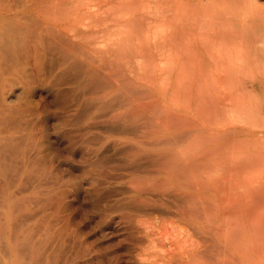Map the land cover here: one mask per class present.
<instances>
[{
	"label": "bare ground",
	"instance_id": "obj_1",
	"mask_svg": "<svg viewBox=\"0 0 264 264\" xmlns=\"http://www.w3.org/2000/svg\"><path fill=\"white\" fill-rule=\"evenodd\" d=\"M66 1L0 0V264H190L196 257L212 254L209 251L212 246V250H217L216 253L219 255L220 247L217 241L210 242L212 238L216 240V237L211 236L209 239L211 246L209 249L206 247L207 252L209 251L207 253L205 248L202 250L201 244L198 242L197 245L194 244L198 241L197 239L194 241L195 234L189 236L190 238L186 236L187 223L183 222L185 227L182 225L184 230H181L184 232H179L183 234L182 237L178 238V235L175 237L178 241L172 236H176L177 232L174 234L176 229L180 230L183 224L181 220H190L200 231L206 229L204 223L206 219L203 218L208 211L203 207V201L206 200L203 198L213 191L229 192L233 184L246 172L244 160L234 164L232 158L226 159V152L230 151L231 137L234 135L231 132L219 135L203 130L196 117L182 118L176 114L163 117V113L158 116L152 109L151 112L158 116L157 118L154 116V119L153 116H149L150 111L145 116L146 110H141L139 105L142 104L137 103L135 104L140 108L138 110H135L138 107L130 106V109L128 107L120 111L122 107H118L119 102L118 106L115 105L118 108L114 106L105 110L107 107L105 109L103 107V111L102 106H97L99 103L95 104L99 97H94L97 95L96 88H99L98 81H95V89L92 87L93 79H99L101 82L105 78L100 80V77L98 79L93 77L97 74L99 76L100 73L96 72L98 69L96 66L99 64L94 65L96 68L91 66L94 62L97 64V61L90 59V47L95 46H90V40L92 37L97 39L94 36L97 34L95 32L89 35V15L86 16L84 6L76 4L77 1L76 3ZM240 1L236 0L235 3L238 4ZM100 13L102 11L98 12ZM118 15L115 14L114 19ZM82 17H87V25L78 21ZM114 21L112 20L115 25ZM107 22L108 25L112 24L110 20L103 22L104 27ZM138 23L142 25L143 21ZM119 27L114 28H118L119 31ZM110 29L104 33L115 32V29L113 31ZM128 31L129 35L134 31L131 35L137 39L138 35L134 34L136 30ZM100 32L102 34L103 31ZM118 35L116 38L119 40L118 43H121ZM238 35L239 39L244 37L249 48L248 40L255 36V32L248 36L241 33ZM113 37L115 39V36ZM138 39L140 40L139 37ZM232 41L223 39L220 44L223 47L226 45L225 42ZM128 42L130 41L126 44ZM120 43L114 44L117 46L115 48L119 49ZM138 43L140 50L141 44ZM148 45H144L149 47L148 50L145 48L147 53L152 49ZM225 48L230 49L227 46ZM107 50L106 54L111 55L103 56L111 58L115 54L114 50L113 54L109 52V48ZM139 53L141 51H138V55ZM115 55L113 58L117 57ZM228 56L233 60L231 54ZM106 58H103V62ZM120 58L127 61L125 67L129 58L123 59L120 56L116 58L117 61ZM137 60L136 58V64ZM140 60H143L141 57L139 62L146 63ZM148 60L151 61L150 58ZM242 60L243 57L240 62ZM108 61L112 68L113 64ZM117 61L115 65L119 67ZM122 61L120 66L124 63ZM255 61L258 60H251L246 55L243 62L251 64ZM103 62L101 66H104ZM107 62L105 68L108 67ZM128 66L133 71L130 62ZM118 67L114 69L117 70ZM124 67L122 66L123 69ZM108 68L107 75L104 74L106 81L111 71H108ZM102 69L99 70L104 73L105 69ZM128 72L125 75L118 72L119 77H126ZM118 73L116 72V77ZM111 74L113 75V73L109 75ZM130 75H133L132 72ZM124 77L118 78L119 83L117 78L110 77L117 81L111 84L118 86L121 81L124 83ZM135 77L140 79L137 75L134 79ZM128 81L127 86L133 88L128 85ZM100 82L98 86L103 88L104 85L101 87ZM108 82L103 81L104 84ZM132 82L134 83L130 81L129 84ZM111 84L108 86L112 88ZM121 86H118V89H124L123 91L120 89V92L127 94L124 91L127 89L126 86ZM134 87L136 90L137 84ZM148 87L142 89L147 91ZM101 90L99 89L100 92ZM150 91L149 88V93ZM130 92L128 98L132 95ZM151 92L154 94V91ZM37 93H44L47 100L36 99ZM117 93L111 95V100ZM122 94L120 97L123 99ZM117 97L119 98L118 95L114 97L111 104L120 101H115ZM138 97L140 96L137 95L136 99ZM132 101L134 103V100ZM106 102L102 105L109 106ZM128 104H125L126 107ZM145 104L141 107L145 108ZM147 108L146 105L145 109ZM139 116L143 118L140 123L142 128H139ZM213 172H222V175L213 178L210 176ZM208 196L209 201L212 196ZM210 200L215 202L213 199ZM218 205L216 211L212 207L215 214L219 213ZM172 217L176 219L173 220ZM164 218L171 219V222L166 219L169 225H172L170 230L167 228L169 226L163 230L162 227L167 225L163 226L161 223ZM215 227H218L217 230L211 227L207 235L213 234L214 230L224 233L219 225ZM193 229L192 231L197 233V230ZM217 233L215 232L219 236ZM187 238L188 240L193 238V243L187 245L192 247L190 250L186 246ZM181 242L183 245L186 243L184 247L179 245ZM146 244L152 246L150 249L153 251L150 252H155L153 256L147 253L151 257L149 262L146 260L148 255L144 252ZM166 244L169 247L172 244L171 251L174 255H176L174 245L178 244L176 249L179 247L177 249L179 257L177 255V258L172 257L170 249L165 248ZM254 248L248 250L252 252ZM256 251L259 252L257 248ZM252 254L250 257L253 259ZM212 255L210 257L215 259V252ZM207 257L204 256V259ZM251 258V262L245 264H251L254 260ZM246 259L245 257L243 261L248 260Z\"/></svg>",
	"mask_w": 264,
	"mask_h": 264
},
{
	"label": "rangeland",
	"instance_id": "obj_2",
	"mask_svg": "<svg viewBox=\"0 0 264 264\" xmlns=\"http://www.w3.org/2000/svg\"><path fill=\"white\" fill-rule=\"evenodd\" d=\"M18 1H22V0H18ZM68 1L69 2L72 1L73 3H76L77 1L76 4L84 6L85 10L87 11V15L85 14L86 11L84 15L86 16L89 15L88 16L89 21L87 20V17H82L78 21L85 25H87V21H88L89 23L88 29H90L88 30L89 35L90 33L94 34L95 32L97 34L94 35L96 36L97 39L91 36L92 39L93 38L94 39L93 40L91 39L92 41L90 40V46L92 45L97 46V44L100 43L99 46L97 47L95 46L93 48L90 47V51L92 52V54L90 52V59L91 60L95 59L97 61V64L96 62L94 63L92 62L93 65L91 64V66L98 64L100 66V67L96 66L98 68L96 72L97 71L100 72V73L97 72L99 73V76L97 73H95L97 75L93 77H95L96 79L100 77V80L103 77H105L103 80L104 83L110 80V82L108 83L111 84L112 82L114 84V82H117V81H113L115 80V78H117L119 83V79L124 77V76L119 77L120 73L118 72H122L125 75L130 70L128 72L129 74H127L128 77L127 76H126L127 78L124 77L125 80L124 83L129 80L128 85H131V87L133 88H135L134 85L136 84L138 86L136 87L137 89L135 90L133 88L128 87L127 82L125 85L123 81H121L123 86H121L122 84L120 83L118 84L119 87L126 86L127 89L129 88L128 89L129 92L131 90L134 91V92L132 91L130 92L132 95H130V97L128 98L129 92L125 88L126 90L124 91L127 92V94L125 93L127 96L125 98V94H122L123 92H120V89L123 91L124 88L118 89L119 88L118 86L111 84L113 88L112 89L110 86H108L109 85L108 83L107 85L104 84L102 80L101 83L99 79L94 80L92 78L93 88L96 85L95 81L100 82L101 87L104 85L103 88H100V86H98L99 83L97 82L98 84L97 87L99 88L98 89L96 88L97 91L95 90V92L97 93V95L94 96L95 98H97L98 96H99L98 98H100L99 102H98V98H97V102L95 100V104L99 103L97 106L99 107L102 106L101 107L102 109L103 107L104 109L105 107H107L105 109L107 110L108 107L113 108L115 105L118 106L120 102V105L118 107L119 108L120 106L122 108L125 107L123 109L121 108L120 111H124L128 107L130 109V106H132L133 108L138 107L135 110H138L140 108L141 110L142 109L146 110L144 112V115L146 114L145 116H147V112L150 111V114L148 112L149 116L150 115L153 117L155 116L156 118L159 116V114L162 113H163L162 115H164L163 117L170 116L171 114L173 115L176 114L182 118L196 117L198 119L200 127L203 130H209L219 135H223L231 132L234 135L232 136L231 134L232 137L230 136L232 139L230 145L231 148L230 151L228 150L226 152L227 153L226 159L230 160V158H232L231 161H234L235 162V163L233 162L234 164H236L238 161L241 162L242 160H244L247 168L245 170L246 172L242 174V177L238 182L233 184L229 192H225V193L219 192L220 194L216 191H213L216 192V194L210 192L208 194L210 195V197L212 196L210 199L214 200L217 198L216 200H214L215 202L212 201L213 202L212 203L210 199L208 201L209 198L208 195H206L203 198V200L204 199L207 200V201L206 200L203 201V207H206L208 209L207 210L204 208L206 211H208V213L206 212L205 214L207 215L206 217L208 218V220L207 218H205V215L203 218V220L206 219V221H204L206 229L200 231L198 227L194 226L190 222V220L188 219L184 221L181 220L182 221L181 223L184 222L187 224L186 225L184 223L181 224L180 230L176 229L174 232V234L177 232L176 236L175 235L172 236L173 239L178 241V239L175 237H177V235L179 236L178 238L182 237L183 234L180 233L184 232L182 230H184L185 226H186L185 230L188 229L187 231H185L186 234L192 233L193 232L192 230H194L193 228H195V230H197V233L196 231H194L193 234H189V235L187 234L186 236L192 237L191 235L195 234L193 236V238H195L194 241H196V239L198 241L194 242V244L198 242L199 244H201L202 250L205 248L206 252L210 248L209 246H211L210 242L217 241V244L219 245L218 247H220V249L218 250L219 255H217L216 253L217 250L215 249H214L215 251L212 250L213 246L209 250L210 253L212 254H214L215 252L216 255V257L214 256L215 259H213V257H210L212 254L209 255L207 254L208 257H210L212 260L209 258L210 260L209 261L207 259L208 258L207 255H203L202 257H196L197 261L196 258L192 259L190 264H211V263L212 264H219V263L245 264L246 262H251L250 254H252L253 251H255L257 254L253 253L251 255L254 259L253 260L251 258V260H253L251 264H264V255L262 254L264 253L263 250L264 249L263 247L264 246V0H256L257 2L253 0H241L240 3L238 4L235 3L236 0H67L66 2ZM120 6L122 9L120 8ZM110 9H113L114 11L113 10L111 11ZM101 11L102 13L98 14V12ZM103 14L105 15L102 16ZM115 14L116 15L120 14L121 16L119 15L118 16L121 18L117 16L116 19H114ZM131 19L133 22H134L133 19H136V21L134 23L133 22L131 23ZM109 20L110 22H112V20H115L114 21L116 22L115 25L113 24V22L112 24L110 23L108 25L107 22L106 24L107 28L104 27L105 26L104 23ZM138 21L140 22L143 21L144 25L143 24L140 25ZM131 24H134V26H132ZM114 27H119V31L118 28L116 29ZM108 28L109 30H111L110 28H112V31L115 29V32L113 31L112 34L109 31L111 35L108 34V32L104 33V31L108 30ZM131 28L133 30H136L134 34L138 35L137 39L136 36L131 35V33L134 32ZM101 30L103 31L102 34L104 35L101 34L100 32ZM128 30H130V32L131 31L133 32H131L129 35L127 34L129 33ZM227 30L229 31L226 32ZM252 32H255V36L253 35L251 38H249L248 43L250 44V47L248 48V46H246L244 37L239 39L238 34L239 33L247 34L248 36ZM99 33L101 34V36ZM106 34L109 35L108 38L106 37L107 36ZM117 34H119L118 37L120 41L121 40L124 41V42L121 41V43L119 42L120 43L119 49L121 48L120 50L118 48H115L117 47L115 45H119L118 43L119 40L118 38H116ZM113 36H115V39ZM111 37H113L112 38L113 40L110 39ZM126 37H128L129 39L127 38L128 39L127 40ZM138 37L140 38V40L138 39ZM223 39H225L226 41L233 40L231 43L225 42L226 45L224 44L225 46L230 47V49L228 48V50H225L226 49L225 46L224 45L223 47L221 46L220 42ZM115 40L117 41L115 42ZM110 41L113 42L112 43L113 45L115 44L114 45L115 49L112 48L113 45L110 43ZM127 41L130 42L126 44ZM103 42L104 44H102ZM138 42H140L141 44L140 50H139ZM130 43L131 44L134 43L135 46L131 45ZM142 43L146 46L148 45V43H150L148 46H151L152 48V49L150 48L151 51H148L147 53L149 47H144ZM101 44L105 46L103 47ZM108 48L110 49L109 50L110 53L113 54V50H114V53L116 55L113 54L111 58L110 57L106 58L105 56H103V55H109V56L111 55V54H106V51L108 53L107 50ZM145 48L147 50H145ZM92 49L95 52L92 51ZM138 51H141V53L145 51L144 53L146 54L144 58H142V55H144V53L140 56L141 53H139L138 55ZM223 51L225 53L227 51V54L225 53L222 54ZM96 52L98 56L95 57L94 55H97ZM230 54L231 56H233L231 57L233 60L229 59L230 57L228 55ZM114 55L115 57L117 56L116 57L117 59L120 56L123 57V59L129 58L130 66L132 67L133 71H131V68L128 66L129 62L126 63L127 67L129 68V70L127 71L126 65H125L126 68L124 67L125 62L127 61L126 60L122 61V59L120 58L119 61L121 60L122 63L124 62L122 64V66L124 67L123 69L122 66H120L121 61L119 62L117 61L116 58H113ZM146 55H149L148 57L150 58L151 61L152 60L153 61L152 62L149 61L148 60L149 58ZM246 55L249 59L258 60V61H255L251 64H244L243 61H245ZM97 57L99 59L101 58L102 60L99 59L97 60ZM102 57L106 58L107 61L110 60V63L112 64L116 59L117 64H119V67H121L122 71L118 66L115 65L116 61L115 64H113V67L111 68V64H109V61L107 62L106 59L104 60L105 62H107L109 68L108 67L105 68L104 66H106L105 65L106 63L103 62ZM139 57L143 59L140 61H145L146 63L143 64L144 62H139ZM242 57L244 60L240 62V59H242ZM136 58L138 59L137 64L135 61ZM133 60H134V66H132ZM102 62L104 63V66L103 65L101 66ZM148 63H150L151 66H149L150 64ZM94 67L93 70H95L96 68ZM116 67H118L117 70L114 69ZM100 68H103L102 70L105 69L104 73L103 71L99 70ZM107 68L108 71L109 70L111 71H109L107 76L108 79L106 81L105 75H107V71H106ZM113 70H115L119 74L118 77H116L117 74L116 72H113ZM131 72L134 76L137 75L140 79L138 78L136 79V77L134 79V76L130 75ZM110 73H113V75L112 74L109 75ZM101 74L103 75L105 74V75L101 76ZM113 76L115 78L110 79V77ZM132 76L133 78H131ZM141 77L143 78L142 80ZM130 81H134V83L132 82L131 84H129ZM140 86H142L141 89L139 88ZM108 87H110L111 89ZM144 87H146V89L148 87L147 90L148 92L145 91L146 89L145 90L142 89ZM149 88L151 91H154V94H152L151 91H150L151 94L149 93ZM99 89L100 90L103 89V90H101L100 92ZM117 89L119 90L120 93L116 92L118 91ZM113 93H117L114 94V97H116L117 95L119 96V98L117 97L115 101L120 100L118 102H115L114 105L111 104L114 102V97L113 100H111L112 99L111 95ZM121 94L124 95L123 99L121 98L122 97ZM101 95L102 97H104L105 95V97L102 98L100 97ZM108 95L109 97H107ZM137 95L140 96L138 97V99H136ZM36 97H38L36 99L47 100V97L44 93H39V94L37 93ZM106 98H107V102H106ZM130 98L132 99L130 100ZM132 100H134V103H132L133 102ZM155 100H157V102ZM104 101L106 102V104L109 103L108 104L109 106L107 105L103 106L102 104L103 103L105 104ZM135 103H137L138 105L139 104L142 105H139L140 106L139 108V106H137ZM153 103H155L156 105ZM121 104L122 105L128 104V106L127 107L126 105L122 106ZM144 104H145V108L147 105L148 107L147 109L141 107ZM116 106L114 108H118ZM159 108L161 109V112H159L160 110ZM152 109L154 112L158 114V116L156 113L154 114L153 111H152L153 113L151 112ZM154 109L157 111H155ZM151 113L154 115H152ZM139 117L141 119V116ZM140 119H138L140 121L139 128H142L140 123L143 118L141 120ZM227 173L225 175L228 178L229 176ZM213 174L215 175L213 176ZM221 175L222 172H218V173L213 172L212 174L210 173V176H212L213 178L221 177ZM216 195L219 197H216ZM216 202H218L219 205L218 203L216 204ZM204 204H208V206L210 204L211 207L209 206L210 207L209 208L207 205L204 206ZM212 204L219 206L218 207L219 210H217L219 211V213L218 212H216V214L214 213L216 211V206L214 207ZM212 207L215 208V211H213L214 209ZM209 210L212 211L210 212ZM212 212L213 215H211ZM212 217H214L215 220H213L214 218ZM166 219L169 220L168 218ZM166 219L165 218L162 219L163 221L165 220V223H163V221L160 220L162 221L161 223L163 224V226L164 224H167L164 227L161 226L162 228H164L163 229L164 231L166 230L165 229L166 226H169L167 227L168 230L172 228V225L171 226L169 225L170 224L169 221L171 219L169 221H166ZM172 219L175 220L176 218L172 217ZM209 219H211V222ZM182 225L185 226L182 228ZM214 225L215 226L219 225L220 230L221 228H223V230L221 231H223L224 233L222 234V232L215 231L217 230L218 227H215ZM210 228L211 229L216 228L213 231L214 235L213 234L207 235L209 233ZM224 228L226 230L228 229L227 232L226 230H224ZM215 232L216 233L218 232L219 234L218 233L217 234L219 236H217ZM199 235H200V239H199ZM211 236L216 237L215 238L216 240H214L213 238L212 240ZM193 238L189 240L187 238L186 243L187 242L188 243L187 244L185 243L186 246L193 243L192 242ZM202 239L204 242L202 241ZM209 239H211V241ZM172 242L173 241H171V243ZM256 242L260 245L257 246L258 244ZM248 244L252 246L250 247V245ZM147 245L149 244H146L145 247L146 249L144 251L145 254L146 255L149 254L150 256L151 255L153 256L155 252H150L153 250L155 251L153 243H152L153 250H151L152 246L149 245V247H147ZM167 245L168 244H166L165 248L170 249V251L169 250L168 251L169 253L170 252L172 253L173 251L171 250L173 249V246L169 247ZM177 245L178 244L174 245L175 246L174 249L176 250L175 252L176 255L177 253H179L177 252L179 251L177 250L179 247L176 249ZM179 245L182 246L183 243L181 242ZM190 247L191 246L189 247L187 246L189 250ZM206 247H208V249H206ZM252 247L253 248L255 247L254 248L255 250L252 249L253 251L250 252L251 250L248 249L249 248L251 249ZM147 248L149 250H147ZM256 248L259 252L256 251ZM209 251L207 253H209ZM149 255L147 256L148 259H146L145 256L147 262H149L151 259ZM171 255L172 257L174 256L177 258V256L180 254L176 256L172 253ZM204 256L207 257L206 258L207 260L204 259ZM247 256L250 258H248ZM245 257L249 261L247 259H246L247 261H243L245 260Z\"/></svg>",
	"mask_w": 264,
	"mask_h": 264
}]
</instances>
